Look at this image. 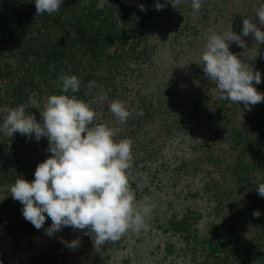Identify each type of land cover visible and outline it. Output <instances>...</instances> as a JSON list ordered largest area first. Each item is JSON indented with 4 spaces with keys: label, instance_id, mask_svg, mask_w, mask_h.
Returning a JSON list of instances; mask_svg holds the SVG:
<instances>
[{
    "label": "trees",
    "instance_id": "obj_1",
    "mask_svg": "<svg viewBox=\"0 0 264 264\" xmlns=\"http://www.w3.org/2000/svg\"><path fill=\"white\" fill-rule=\"evenodd\" d=\"M229 1L202 0L199 11H193L191 0H184L177 9L167 3L157 11L156 0H109L103 9L95 7L97 0H62L57 12L36 15L33 0H0V108L24 104L39 121L47 96L60 94L58 76L74 74L80 88L69 95L90 102L93 123L112 127L115 140H131L133 168L140 154L144 163L153 161L166 138L171 140L200 112L211 121L212 145L203 142L190 162L181 163L177 176L193 179L205 175V169L213 175V181H204L213 223L201 228L189 212L167 223H153L148 215L146 231L129 230L109 241L121 243L132 264H163L177 249L170 236L179 238L180 251L185 246L199 253L194 264H264V197L256 191L264 183V146L250 137L259 125L251 132L246 126L233 131V118L250 114L240 108L243 104L219 98L200 61L210 32L231 25L239 34L242 19H250L248 5H241L242 12L235 15ZM241 38L242 49L253 47L246 36ZM233 44L229 50L245 63L249 51L239 53L241 47ZM89 81L95 84L89 87ZM214 91L206 107L203 100ZM113 100L123 101L130 112L123 124L109 110ZM140 110L142 115L137 114ZM5 114L0 111V120ZM224 120L228 124L219 131ZM217 132L222 136L216 138ZM47 146L44 137L37 142L18 132L12 137L0 134V264H103L104 245L94 248L84 230L65 226L48 236L51 219L45 214L42 227L35 228L24 219L22 204L10 196L9 186L18 176L34 179L36 165L51 155ZM138 181L145 188L143 195L135 193L137 202L146 196L153 208L157 198L169 200L167 190L152 189L151 181L140 176ZM178 192L182 189L173 194ZM193 195L186 191L183 198ZM254 210L260 215L253 216ZM77 237L80 244L74 249L61 242Z\"/></svg>",
    "mask_w": 264,
    "mask_h": 264
},
{
    "label": "clouds",
    "instance_id": "obj_2",
    "mask_svg": "<svg viewBox=\"0 0 264 264\" xmlns=\"http://www.w3.org/2000/svg\"><path fill=\"white\" fill-rule=\"evenodd\" d=\"M184 0H156L157 11L170 3L177 9ZM36 15L52 14L59 10L62 0H33ZM109 0H97L95 7L103 9ZM202 0H191L193 11H199ZM145 11L143 4L138 5ZM259 24L248 18L242 19L240 33L230 27L221 32L212 31L207 35L200 61L205 76L215 82L221 100L243 104L250 110L252 105L264 101V93L255 84L261 83V73L247 66L240 56L229 50L235 42L245 47L242 36H251L257 44L264 42V3L255 9ZM60 94H50L46 98L39 121L25 111L24 104L3 107L6 113L0 120V134L12 137L20 133L37 142L47 138L46 151L51 153L39 162L34 170V179L28 181L18 176L9 186L11 198L22 204L20 209L24 219L40 229L46 215L51 224L45 233L51 236L62 227L84 230L98 249L109 241L118 240L129 230H147L148 217L152 205L148 197L137 202L129 185L127 169L132 159L128 138L115 140V130L105 123H93L95 112L91 103L78 99L75 95L80 88V79L74 74L58 76ZM254 82V83H253ZM95 84L89 81V87ZM105 99L104 94L98 97ZM110 112L123 124L130 115L125 103L113 100ZM142 115V110L138 111ZM143 187L137 183V188ZM257 193L264 197V183L256 186ZM46 214V215H45ZM258 210L253 216H259ZM61 242L68 248L79 246V237Z\"/></svg>",
    "mask_w": 264,
    "mask_h": 264
},
{
    "label": "rangeland",
    "instance_id": "obj_3",
    "mask_svg": "<svg viewBox=\"0 0 264 264\" xmlns=\"http://www.w3.org/2000/svg\"><path fill=\"white\" fill-rule=\"evenodd\" d=\"M259 3L261 4L264 2H261V0H230L229 9H231V12L235 13V15H238L242 12L241 5H248V11L251 13V21L259 24V21L257 20L258 18L255 15V9L259 7ZM236 29L237 27L234 29L235 32H237ZM246 42L253 43V47L251 49L241 48V52H238L244 54L249 51L245 64L249 67H253L254 71L259 70L260 73L262 72L264 74V42L257 44L251 34L246 36ZM233 46L236 49L239 47L235 42ZM254 86L259 92L264 93V80H261V83L259 84L254 83ZM215 92L216 91L213 93L211 92L213 95H210L211 97L203 100L206 107L211 105L213 102ZM240 108L243 109L244 106H240ZM246 110L250 114L249 118L243 119L242 116L233 118V131L236 132L238 129L243 130L245 126L250 131V129L254 128V126L257 127L259 125L257 129L254 128L256 134H253L250 131V137L260 140L264 146V101L258 102L255 105H252L250 110ZM187 124L188 125L185 129H182L179 132L177 130V134L175 133L176 135H173L171 140L168 141L169 137L166 138L162 148L156 154L153 161L150 160L149 162L144 163L141 160L142 158H140L142 154H140L138 158H134V160L139 159L136 161L137 167H129L126 171L129 185L137 195H143L141 193L143 190L142 188H145L144 186L140 189L137 188L139 176L143 177V179H146L147 181H151L153 184L151 187L152 189L157 191L162 188V190H167L169 192V200L160 201L157 198V202L153 201V208L149 213L153 223H167L172 218L179 219L183 217L184 212H189L191 213L190 215L195 218L193 219V223H195V225H199L201 228L207 229V226L211 225L214 219H212V216L209 213L212 203H210L207 199L208 195L204 186V181L210 177L213 181V175L207 173V169L204 170L205 175L193 179L184 174L181 175L183 177H179L177 174L180 168H182L181 163L190 162V158L198 153V148L203 144V142L207 143V145L208 143L212 145L210 142L213 139V136L210 135L212 131V124L211 121L207 119L206 113H203V111ZM226 124L228 123H226L225 120L224 122L222 121V126L219 131H221ZM219 134L220 133L217 132L216 138L221 137L223 133ZM216 138H214V140ZM195 146L197 147L196 149L193 148ZM186 169L187 167H183V170ZM139 183L144 185V182L142 181ZM147 188L150 189V187ZM180 188L182 189V192L173 194L177 189L180 190ZM186 191L194 193L193 197L184 200L183 193ZM165 205L173 207L170 208ZM155 207H157L156 213ZM198 213H202L200 218H197ZM169 238L175 242L177 249L173 251L174 253H169L167 260L164 261L163 264H194L195 253L197 254V259H199L200 256L197 251H193L185 246L183 247V251L179 250L181 244L178 242V237L170 236ZM121 247V243H116L114 245L109 242L105 243L102 255H100L101 258H104L103 264H132V262L130 263V261H127L126 257H129L124 253ZM158 258H161V255Z\"/></svg>",
    "mask_w": 264,
    "mask_h": 264
}]
</instances>
